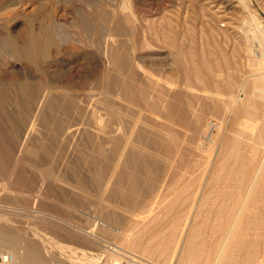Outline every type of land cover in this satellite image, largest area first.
<instances>
[{
    "label": "rangeland",
    "instance_id": "obj_1",
    "mask_svg": "<svg viewBox=\"0 0 264 264\" xmlns=\"http://www.w3.org/2000/svg\"><path fill=\"white\" fill-rule=\"evenodd\" d=\"M0 9V38L67 32L32 61L0 46V80L31 78L49 94L22 114L27 128L37 119L31 149L48 144L83 218L122 229L111 238L113 250L127 246L121 264H264V0H0Z\"/></svg>",
    "mask_w": 264,
    "mask_h": 264
},
{
    "label": "bare ground",
    "instance_id": "obj_2",
    "mask_svg": "<svg viewBox=\"0 0 264 264\" xmlns=\"http://www.w3.org/2000/svg\"><path fill=\"white\" fill-rule=\"evenodd\" d=\"M15 3L17 4L18 2H15ZM91 3L93 4V2ZM230 3L231 2H228L226 6L229 7ZM11 8H14V7H9V9ZM16 8H14L15 9L14 11H17ZM88 8L90 7L88 6ZM38 10H39V7H38ZM0 12H3V11H0ZM9 13L7 14L6 17L9 16ZM41 16L42 18H44L43 15ZM122 28L123 27H121V30ZM49 29L43 26H40L37 31H33V30L26 31L27 30L26 29V30H22L21 32L20 31L16 32L14 34L8 33L4 36H1L0 38L1 49L6 54V57L7 56L15 57L18 59L23 58L26 61L36 60L38 57L48 54L46 52L47 50H49V48L52 47L50 44L53 41V36H56V37L61 36L63 38L67 34V32L64 30L54 29L53 31H51ZM85 32L92 33L93 31L88 29V30H85L83 34ZM110 33L111 32H109V34ZM0 34H2V32ZM100 34L102 36H105L106 32L100 31ZM70 35L71 34H69V36ZM44 37L46 38L44 39ZM117 37H120V36H117ZM112 38H114V36ZM19 39L21 40V42L20 43L18 42L19 43L18 44L16 42ZM47 45H50V47L46 48ZM54 45L53 47L58 46V45L57 46H54ZM135 74L137 73L135 72ZM127 87H128V84H127ZM40 88L41 86L36 84L31 78H28L25 81H21V82L20 81H15V82L9 81L8 83H5L2 80H0V264H121L120 261H122V259H125L126 257L124 252H128L125 250L126 249L125 247L127 246L125 247L122 245H121L122 247L115 246L113 250L112 249L113 246L111 245H113L114 242L111 238L123 236L122 229L115 225L116 223L115 221H114L115 223L114 222L104 223L102 219H100V217L98 216L97 217L87 216V218H83L85 214L79 213L80 210L78 212L76 211V204L74 203L73 199H71V197L68 195L67 191L65 190V189H68L69 191V189L73 187L72 185L73 182L71 183L70 181H66L67 179L66 180L65 178L63 179L62 178L63 175L60 176V173H58V171H56L54 167L52 166V163L50 161L51 160L50 159L51 158L50 157L51 156L50 147L48 146V144H42L39 147V149L37 147L35 149H31L32 139L30 137V134L32 131L35 130L34 125L37 119L36 117H34L35 119L32 121L29 128H27V126H25L26 123L23 126L22 114H23V111L26 109V107H28L32 103L33 98H34L33 96L37 95L39 91H41V95H42L40 96L41 97L44 96L45 89L44 88L40 89ZM48 95L45 94V97L47 96L48 98ZM38 99L35 97L33 104L35 102L38 103L39 102ZM48 99H50V97ZM48 99L46 101H48ZM53 103H50V104H53ZM56 104L55 106H57ZM36 107H33V108L35 109ZM69 107L70 106L68 103L65 105L62 104L61 106V110L63 111L62 113L66 112L69 109ZM46 109L48 110L47 107ZM47 110L46 112L48 114L49 110L48 111ZM51 110H52V107H51ZM38 111L39 112L36 113L37 115L41 112V110H38ZM33 113H34V110H33ZM50 114H51V111H50ZM48 118H51V117L49 116ZM24 121L26 122V118L24 119ZM52 126L53 125H51L52 130L55 127H57V125L54 126V128ZM67 128L68 127H66V129ZM55 131L53 130L49 132L50 133L49 137H56L57 132L59 131L57 132ZM50 140L52 141L51 138ZM18 153H20L19 154L20 157L16 158V156H18L17 155ZM99 175L98 177L97 176L96 177L99 178ZM138 177L139 176L135 178H138ZM80 184H78V187ZM59 187L63 188V190L66 192L62 191L60 192L61 193L60 194L57 189ZM81 191L83 192V190ZM83 193H86V192H83ZM112 195H115V194H112ZM243 202H245L244 204H246V200H244ZM237 205L238 204H236L234 208L235 210H237ZM242 205L243 204L241 203V206ZM100 209L102 211L103 208L100 207L99 210L97 211H100ZM239 209H240L239 211L237 210L238 213L240 211L242 212L241 209H243V207H239ZM100 214H101L100 216H102L104 213H100ZM236 216L237 218H235V221L237 223V221L239 220L238 218L240 217L238 216V214ZM37 217H41L42 219L41 221H39L43 224L40 227L38 226L35 227L34 223H33L34 224L33 227L27 226L26 223L28 220H22L23 218H26V219L36 218L37 219ZM231 218H234V216ZM38 220L40 219L38 218ZM214 223L216 224V222ZM236 223H233V226ZM233 226H232V229L236 227V225L234 226V228ZM107 234L111 236L110 240L104 239ZM130 253L132 254L131 258H133L135 255L132 252ZM126 264H131L130 260L126 262Z\"/></svg>",
    "mask_w": 264,
    "mask_h": 264
}]
</instances>
